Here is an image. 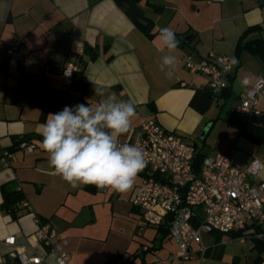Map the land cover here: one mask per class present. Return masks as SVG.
<instances>
[{"label":"crops","instance_id":"0c3cea01","mask_svg":"<svg viewBox=\"0 0 264 264\" xmlns=\"http://www.w3.org/2000/svg\"><path fill=\"white\" fill-rule=\"evenodd\" d=\"M139 5L154 22L152 36L115 0H0V264H17L9 256L14 249L29 254L35 249L42 264H54L61 251L70 254L71 264H254L257 259L264 264V248L258 249L254 239L243 242L219 232L203 235L205 256L169 259L177 245L166 227L144 224L132 204L143 174L126 193L95 186L73 189L49 164L40 131L48 115L57 112L46 93L69 87L71 79L62 68L79 58L83 65L74 78L89 83L87 104L96 106L100 98L94 89L102 87L136 105L130 130L120 141L138 138L141 123L153 118L205 156L232 153L243 165L253 157L264 163V139L255 141L227 122L245 88L264 81V57L249 47L237 48L249 28L243 44L264 43V0H141ZM162 27L171 28L180 41L174 53L159 39ZM188 32L193 35L186 41ZM19 40V47H11ZM210 52L231 57L227 86L216 93L210 92L207 76L184 64L187 55L198 61ZM169 54L177 58L171 79L158 68L160 57ZM80 103L71 100L66 106ZM255 109L261 121L249 120L253 131L264 124V95ZM22 140L33 143V150L21 149ZM259 178L264 180V166ZM3 188L20 189L32 209H21L16 217L6 213ZM36 218L58 231L54 249L36 238ZM260 234L264 246V230ZM8 236L15 237L14 246L4 244ZM165 240L174 249L165 247Z\"/></svg>","mask_w":264,"mask_h":264},{"label":"built area","instance_id":"2783aa9c","mask_svg":"<svg viewBox=\"0 0 264 264\" xmlns=\"http://www.w3.org/2000/svg\"><path fill=\"white\" fill-rule=\"evenodd\" d=\"M206 1L214 3L223 0ZM22 43L19 40L11 47L17 48ZM230 59L228 55L210 52L198 61L187 55L184 64L186 68L207 76L209 89L216 93L227 86ZM80 68L77 61L69 60L63 66L62 74L70 79ZM261 95H264V81L256 80L245 88L235 110L240 114H259L255 105ZM120 142L144 150L148 163L132 204L140 209L144 224L167 228L170 238L177 245L176 252L169 259L188 260L205 256L208 246L204 243V234H231L244 231L254 223H264V180L259 178L264 163L259 158L253 157L243 165L235 160L232 153H216L204 156L197 163L196 146L164 128L153 118L141 123L138 138ZM19 147L24 151H32L34 144L22 140ZM18 205L28 211L32 209L26 199ZM35 220L38 224L36 238L43 245L54 249L58 231L39 218ZM252 236V233L245 232L237 235L236 239L244 242ZM3 242L14 246L15 237L8 236ZM9 256L15 258L17 264H42L44 260L35 249L30 254L14 249L9 252ZM61 257L64 264H71L70 254L64 251L56 254L54 264ZM114 264L125 262L119 260Z\"/></svg>","mask_w":264,"mask_h":264},{"label":"clouds","instance_id":"9594fccd","mask_svg":"<svg viewBox=\"0 0 264 264\" xmlns=\"http://www.w3.org/2000/svg\"><path fill=\"white\" fill-rule=\"evenodd\" d=\"M159 39L169 53H174L180 44L169 27L160 29ZM176 63L174 55H164L158 68L171 79ZM94 91L100 98L95 107L80 103L48 115L41 125V146L54 174L73 189L95 186L98 190L126 193L148 163L142 148L120 142L137 114L136 105L102 87ZM57 264H64L62 257Z\"/></svg>","mask_w":264,"mask_h":264},{"label":"trees","instance_id":"16d2710c","mask_svg":"<svg viewBox=\"0 0 264 264\" xmlns=\"http://www.w3.org/2000/svg\"><path fill=\"white\" fill-rule=\"evenodd\" d=\"M119 4H123L125 6V12L131 19V21L141 30L143 33H145L147 36H152L156 33L154 29V22L153 20L148 17L145 13L144 10L141 8L139 5V2L141 0H115ZM153 8L156 11H160L162 6L159 4H153ZM250 31V28L247 29L239 38L237 48H242V47H249L252 51L260 53L262 57H264V43L260 42H254V43H246L243 44L244 38L246 34ZM185 43V41H182V44ZM262 43V45H261ZM77 61L81 67H82V59L79 58ZM81 72V68L75 72V74L70 78L71 83L68 88L62 89V90H49L46 95L49 97L50 104L52 106V109L55 112L62 111L63 108L71 101V100H77L83 104H87L88 101L85 97L86 95V90L88 87V82L83 81L81 79H75V75ZM74 90L77 92H81L80 97H75L72 94H70V91ZM210 90V89H209ZM212 93V91L210 90ZM227 122L235 127H237L241 132H246V135L249 136L251 139H254L255 141H260L261 139H264V124L257 126L258 128L256 131L251 130L250 126L254 125L249 121V115L246 114H240L236 110L232 112V114L227 118ZM248 130V131H247ZM204 154L201 153V151L197 150L196 153V162L199 163L202 161L204 158ZM141 174H145V168L143 171L140 172ZM24 199V196L21 192L20 189L18 190H12L9 191L5 188H3V202L1 204V207L3 210L10 214L12 217H16V212L24 209L23 207L19 206L18 203ZM254 227V230L249 232L252 233L251 239L255 240V246L258 249L264 248L261 243V236H258L264 230V223H254L252 225H249L246 227ZM167 229V228H166ZM166 231V230H165ZM168 231V230H167ZM245 231V230H244ZM244 231H238L235 233L231 234H226L229 236L231 239H235L237 235L245 233ZM219 246L221 244L218 243ZM258 263V259L254 264Z\"/></svg>","mask_w":264,"mask_h":264},{"label":"water","instance_id":"95a60500","mask_svg":"<svg viewBox=\"0 0 264 264\" xmlns=\"http://www.w3.org/2000/svg\"><path fill=\"white\" fill-rule=\"evenodd\" d=\"M192 35H193L192 32H188L187 34H185L183 36V39L186 40V41H188V40H190L192 38ZM70 94H72L75 97H80L82 95L81 92H77V91H74V90H71L70 91ZM249 120L251 122H260L261 121V116L256 115V114H251L249 116Z\"/></svg>","mask_w":264,"mask_h":264},{"label":"rangeland","instance_id":"374dc122","mask_svg":"<svg viewBox=\"0 0 264 264\" xmlns=\"http://www.w3.org/2000/svg\"><path fill=\"white\" fill-rule=\"evenodd\" d=\"M207 149V147L205 148V150ZM148 231L149 232H151V229H148ZM225 239V238H224ZM165 247H169V248H171V249H174V247H175V245H174V243L173 242H171V241H168V240H165ZM234 243H237L238 244V241H236V242H234ZM147 256H148V260H151L152 258H153V255L151 254V253H149V254H147ZM176 262V261H175Z\"/></svg>","mask_w":264,"mask_h":264}]
</instances>
